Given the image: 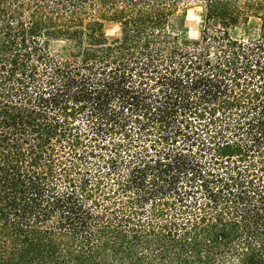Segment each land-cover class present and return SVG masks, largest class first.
Wrapping results in <instances>:
<instances>
[{"label":"trees","instance_id":"obj_1","mask_svg":"<svg viewBox=\"0 0 264 264\" xmlns=\"http://www.w3.org/2000/svg\"><path fill=\"white\" fill-rule=\"evenodd\" d=\"M0 264H264V0H0Z\"/></svg>","mask_w":264,"mask_h":264},{"label":"rangeland","instance_id":"obj_2","mask_svg":"<svg viewBox=\"0 0 264 264\" xmlns=\"http://www.w3.org/2000/svg\"><path fill=\"white\" fill-rule=\"evenodd\" d=\"M203 5L201 2L184 3L179 7V24L184 30L186 40H197L200 37L201 26L203 22ZM245 30L239 29L234 32V36H239ZM120 34V24L116 22H106L104 24V35L108 41H111ZM55 52H62L64 45L62 43L53 46Z\"/></svg>","mask_w":264,"mask_h":264}]
</instances>
